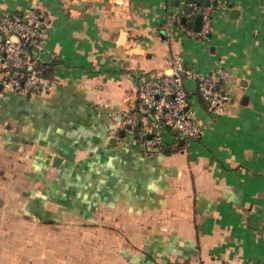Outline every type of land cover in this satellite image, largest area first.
Here are the masks:
<instances>
[{"label": "crops", "instance_id": "crops-1", "mask_svg": "<svg viewBox=\"0 0 264 264\" xmlns=\"http://www.w3.org/2000/svg\"><path fill=\"white\" fill-rule=\"evenodd\" d=\"M188 1L0 0L52 19L35 60L54 82L0 93V264H264V0H216L205 40ZM172 54L207 126L200 140L155 127L165 146L148 156L112 130ZM217 68L230 100L214 117L193 76Z\"/></svg>", "mask_w": 264, "mask_h": 264}, {"label": "built area", "instance_id": "built-area-1", "mask_svg": "<svg viewBox=\"0 0 264 264\" xmlns=\"http://www.w3.org/2000/svg\"><path fill=\"white\" fill-rule=\"evenodd\" d=\"M208 5L196 0L187 2L189 11L185 18L194 20L202 15L199 31L189 29L188 33L198 39H208L212 31V9L216 0H207ZM176 22L182 27V18ZM52 19L44 10L31 8L21 13H6L0 8V93L13 92L22 96L39 97L49 93L54 82L45 78L42 70L36 68V58L49 37ZM168 71L161 77H146L141 85L140 111H132L118 121L112 133L119 137V130L125 131L135 144H142L148 156L163 151L164 138L154 133L157 126L169 131L177 138L200 140L207 123L200 120L190 108L189 93L185 76L189 73L182 56L170 55ZM224 68H217L209 74H194L196 89L208 111L214 117L221 115L230 100L222 82L228 77ZM148 118L149 126L142 127L141 113ZM231 264L229 261L213 259L210 263L199 260L197 264ZM251 264V263H249Z\"/></svg>", "mask_w": 264, "mask_h": 264}, {"label": "water", "instance_id": "water-1", "mask_svg": "<svg viewBox=\"0 0 264 264\" xmlns=\"http://www.w3.org/2000/svg\"><path fill=\"white\" fill-rule=\"evenodd\" d=\"M207 4H209V2H207ZM184 20H185V18L183 19V21ZM201 26H202V15L201 14H198L196 16V19H195V30L196 31H199L201 29ZM163 35H164V32H163ZM123 134H124V131L122 130L121 131V135H123Z\"/></svg>", "mask_w": 264, "mask_h": 264}, {"label": "trees", "instance_id": "trees-1", "mask_svg": "<svg viewBox=\"0 0 264 264\" xmlns=\"http://www.w3.org/2000/svg\"><path fill=\"white\" fill-rule=\"evenodd\" d=\"M196 1H198V3L200 4H206V0H196Z\"/></svg>", "mask_w": 264, "mask_h": 264}]
</instances>
